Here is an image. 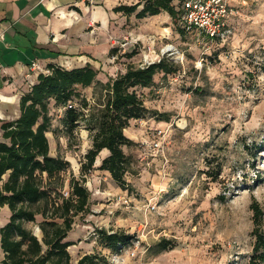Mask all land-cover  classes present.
Listing matches in <instances>:
<instances>
[{
    "label": "rangeland",
    "instance_id": "obj_1",
    "mask_svg": "<svg viewBox=\"0 0 264 264\" xmlns=\"http://www.w3.org/2000/svg\"><path fill=\"white\" fill-rule=\"evenodd\" d=\"M227 1L233 15L223 41H205L194 33L180 36L172 20L127 21L128 35L113 46L117 56L136 55L130 60L109 57L98 79L107 82L128 63L142 67L162 58L179 70L156 75L150 88L139 91L149 112L124 131L134 143L123 148L131 157L125 180L132 190H121L97 167L85 175L89 210L74 218L66 238L73 243L71 264L94 252L109 264H249L251 202L264 212V0ZM169 44L176 49L173 56L163 52ZM32 85L27 80L23 93ZM91 88L82 95L93 96ZM87 101L93 104L94 99ZM64 111L50 103L47 133L50 155L69 163L60 174L62 196L69 193L70 178L81 177L91 147L82 124L68 146ZM154 111L168 120L157 121ZM157 130L164 134L158 136ZM154 141L160 145L157 151L151 147ZM41 220L37 215L36 221ZM24 227L39 232L33 223ZM101 228L121 230L135 240L115 254L93 236ZM162 239L174 241L175 247L155 254L153 247Z\"/></svg>",
    "mask_w": 264,
    "mask_h": 264
},
{
    "label": "trees",
    "instance_id": "obj_2",
    "mask_svg": "<svg viewBox=\"0 0 264 264\" xmlns=\"http://www.w3.org/2000/svg\"><path fill=\"white\" fill-rule=\"evenodd\" d=\"M144 19L165 12L176 25L180 36L191 34L178 25L180 10L169 0H138L132 6H119L115 12ZM113 47L109 57L117 56ZM136 52L124 53L117 59H132ZM48 74H39L36 82L19 100V116L0 125V208L7 206L10 217L0 228V249L2 264H71L68 248L73 245L66 241L72 229L74 218L87 214L90 194L85 184V175L92 171L102 152L103 158L97 170L108 173L114 183L123 191L132 187L125 180L131 165V157L123 151L134 143L124 131L132 120L143 119L149 112L139 94L150 88L158 74L163 77L174 75L179 67L166 58L158 62L135 66L126 64L125 71L107 82L98 81L99 71L90 65L66 69L49 65ZM93 87V104L87 101L82 91ZM65 109L62 125L68 137V146L75 137L79 124L90 134L91 147L81 163V177H71L68 182L69 196L60 195L64 180L60 174L69 166L68 161L50 155L47 133L51 132L50 103ZM77 102L79 107L73 105ZM71 106L68 107V106ZM86 111V113H84ZM157 121H167L168 116L154 111ZM254 239L249 264H264V212L256 201L250 204ZM42 220L38 223L36 216ZM33 223L39 230L40 239L24 223ZM105 249L120 254L131 246L134 235L121 230L96 229L94 235ZM174 241L162 239L154 245V253L171 250ZM77 264H109L108 259L97 252L83 255Z\"/></svg>",
    "mask_w": 264,
    "mask_h": 264
},
{
    "label": "crops",
    "instance_id": "obj_3",
    "mask_svg": "<svg viewBox=\"0 0 264 264\" xmlns=\"http://www.w3.org/2000/svg\"><path fill=\"white\" fill-rule=\"evenodd\" d=\"M137 1L0 0V95L7 99L0 98V125L13 120L12 112L19 109L27 80L34 84L39 74H48L49 65L66 69L90 65L101 74L114 43L129 33L127 21H171L165 12L137 19L141 6L130 15L114 11ZM33 63L35 70L31 68ZM98 81L105 83L104 77ZM89 96L92 93L85 95L87 99ZM82 132L89 140L88 132ZM107 156V150H102L94 168ZM9 217L8 207L0 208V228ZM3 257L0 249V264Z\"/></svg>",
    "mask_w": 264,
    "mask_h": 264
},
{
    "label": "built area",
    "instance_id": "obj_4",
    "mask_svg": "<svg viewBox=\"0 0 264 264\" xmlns=\"http://www.w3.org/2000/svg\"><path fill=\"white\" fill-rule=\"evenodd\" d=\"M140 1V0H139ZM155 1V0H146ZM174 6L180 10L178 25L188 33H194L197 37L205 41H223L228 33V20L233 12L228 7L227 0H169ZM117 42L114 43V46ZM164 53L173 56L176 49L173 45H166ZM150 64V63H148ZM61 66V65H60ZM32 70L36 69V64L31 65ZM68 107L71 108L69 105ZM159 135L161 136V130ZM154 151L159 150L158 141L151 143ZM69 193H64V197H68Z\"/></svg>",
    "mask_w": 264,
    "mask_h": 264
},
{
    "label": "bare ground",
    "instance_id": "obj_5",
    "mask_svg": "<svg viewBox=\"0 0 264 264\" xmlns=\"http://www.w3.org/2000/svg\"><path fill=\"white\" fill-rule=\"evenodd\" d=\"M0 98L3 100V101H6L7 99L3 96V95H0ZM47 135V134H46ZM96 163H98V160H96ZM37 235L40 237V233L38 232Z\"/></svg>",
    "mask_w": 264,
    "mask_h": 264
},
{
    "label": "water",
    "instance_id": "obj_6",
    "mask_svg": "<svg viewBox=\"0 0 264 264\" xmlns=\"http://www.w3.org/2000/svg\"><path fill=\"white\" fill-rule=\"evenodd\" d=\"M37 230H38V228H37ZM38 231H39V230H38ZM34 236H36L38 239H40V237H39L38 235L34 234Z\"/></svg>",
    "mask_w": 264,
    "mask_h": 264
}]
</instances>
